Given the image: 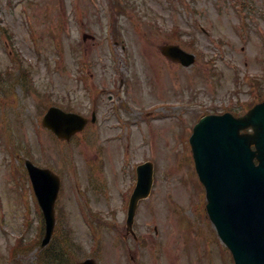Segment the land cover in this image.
Returning a JSON list of instances; mask_svg holds the SVG:
<instances>
[{
	"label": "rangeland",
	"instance_id": "374dc122",
	"mask_svg": "<svg viewBox=\"0 0 264 264\" xmlns=\"http://www.w3.org/2000/svg\"><path fill=\"white\" fill-rule=\"evenodd\" d=\"M166 44L195 64L164 57ZM260 99L264 0H0V264H234L190 136L201 117ZM52 106L97 121L61 141L42 125ZM26 159L62 181L46 248ZM148 161L136 240L128 201Z\"/></svg>",
	"mask_w": 264,
	"mask_h": 264
},
{
	"label": "water",
	"instance_id": "95a60500",
	"mask_svg": "<svg viewBox=\"0 0 264 264\" xmlns=\"http://www.w3.org/2000/svg\"><path fill=\"white\" fill-rule=\"evenodd\" d=\"M162 52L186 67L195 62V56L179 46H165ZM86 123L83 117L56 107L50 108L43 119L46 128L67 140ZM251 127L252 134L242 133ZM191 144L197 172L207 191L209 216L236 264H264V102L240 118L230 113L202 118L194 129ZM26 165L45 216V247L55 228V202L61 182L49 169L29 161ZM137 171L138 183L127 219L128 231L133 234L138 202L151 191L153 165L143 164ZM79 264L96 263L89 259Z\"/></svg>",
	"mask_w": 264,
	"mask_h": 264
},
{
	"label": "bare ground",
	"instance_id": "6f19581e",
	"mask_svg": "<svg viewBox=\"0 0 264 264\" xmlns=\"http://www.w3.org/2000/svg\"><path fill=\"white\" fill-rule=\"evenodd\" d=\"M164 153V151H162Z\"/></svg>",
	"mask_w": 264,
	"mask_h": 264
}]
</instances>
